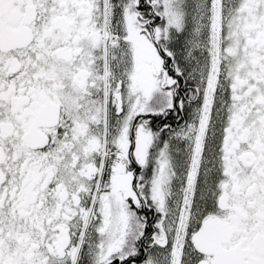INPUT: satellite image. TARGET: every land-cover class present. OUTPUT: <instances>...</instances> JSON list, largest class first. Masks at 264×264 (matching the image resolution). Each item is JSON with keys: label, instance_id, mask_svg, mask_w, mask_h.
I'll use <instances>...</instances> for the list:
<instances>
[{"label": "snow or ice", "instance_id": "obj_1", "mask_svg": "<svg viewBox=\"0 0 264 264\" xmlns=\"http://www.w3.org/2000/svg\"><path fill=\"white\" fill-rule=\"evenodd\" d=\"M0 264H264V0H0Z\"/></svg>", "mask_w": 264, "mask_h": 264}]
</instances>
